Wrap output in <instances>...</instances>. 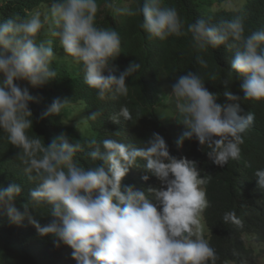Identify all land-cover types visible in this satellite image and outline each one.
I'll return each mask as SVG.
<instances>
[{"label": "clouds", "instance_id": "obj_1", "mask_svg": "<svg viewBox=\"0 0 264 264\" xmlns=\"http://www.w3.org/2000/svg\"><path fill=\"white\" fill-rule=\"evenodd\" d=\"M222 4L241 6L240 0ZM33 6L43 14L29 9L31 17L21 19L5 11L7 20L0 23V238L17 242L26 232V240L44 249L63 244V264L66 256V264H216L203 218L209 178L183 146L195 138L203 159L243 172L235 178L239 195L251 194L256 181L255 204L264 215V145L254 140L252 167L246 162L252 156L244 157L240 148L255 121L250 107L264 103V23L255 25L250 16L216 24L198 18L185 28L176 8L163 0H143L135 10L108 3L117 14L142 15L141 27L161 40L190 33L199 51L234 49L219 88L196 71L178 76L172 96L179 121L156 90L139 88L145 65L122 63L119 33L96 25L97 0ZM50 19V39L37 42ZM245 30L252 33L245 36ZM196 60L207 67L202 56ZM66 67H79V83L97 90L96 110L88 114L77 97H55L41 118L60 117L68 107L74 112L46 138L34 136V97L15 81L43 86ZM119 97L125 101L111 100ZM170 145L186 158L171 155ZM148 173L161 186L136 189ZM223 221L241 223L234 211ZM244 240L253 241L246 234Z\"/></svg>", "mask_w": 264, "mask_h": 264}, {"label": "trees", "instance_id": "obj_2", "mask_svg": "<svg viewBox=\"0 0 264 264\" xmlns=\"http://www.w3.org/2000/svg\"><path fill=\"white\" fill-rule=\"evenodd\" d=\"M16 1L12 0L7 3L2 0L0 2V23L7 20V13L16 14L17 18L21 19L31 17L29 9L33 11L34 1L44 7L47 3H52V0ZM225 1L227 0H163V5L176 8L185 23V28L187 24L195 22L198 18L216 24L220 21L250 16L255 25L259 22L264 23V0H240V7H226L222 4ZM110 2L112 0H97L99 7L96 14V25L101 28H111L119 33L122 37L121 46L123 45L122 63L127 66L129 61L138 62L141 65L140 68L145 65L139 88H147L149 92L156 90L157 95L165 100L178 116L179 121L181 117L176 108L175 97L172 96V85L178 76L186 75L189 71H196L212 88L213 85L219 88L225 82L224 76L228 74L226 58L234 53V49L229 51L221 45L219 48L209 46L207 51H199L194 47L190 33L179 37L170 36L166 40H161L150 35L141 27L142 15L117 14L107 6ZM114 2L117 6L135 10L142 5L143 0H114ZM216 4H220V7ZM212 6L215 10L213 13H211ZM7 7H10L11 10ZM53 29H55V25L51 23L50 19L49 24L36 37L37 42L50 39L47 33ZM259 29L263 30V27L259 25ZM251 33V31L245 30L244 34L247 36ZM197 56H202L207 61V67H202L197 63ZM80 78L79 67L74 69L66 67L58 73L56 78L43 86H33L27 80L15 81L22 87H27L30 95L34 97V100L29 104L33 113V127L30 130L35 134L34 136L43 139L45 132L49 133L53 127L62 126L65 123L64 118H69L74 112L71 107H68L60 117L59 115H50L41 118L55 97L65 96L72 100L77 97L79 101L85 102L88 114L95 112L96 104L100 101L97 90L92 91L83 83H79ZM129 90L131 91L130 88ZM109 97L111 98V94ZM111 100L117 104L125 101L122 97ZM218 103L221 102L218 101ZM260 105L256 104L250 107L256 114L255 121L252 127L244 133L246 138L240 145L244 157L252 156L246 160L250 167L254 165L253 161L257 160L256 157H253L254 140L264 145V103ZM105 108L106 105L103 103L102 109L105 110ZM44 143L48 145L46 141ZM196 144L198 145L199 142L195 138L187 139L184 141L183 152L186 156L194 158L201 175L209 178L208 183L203 187L206 188L205 192L210 206L204 210L203 218L212 233L208 242L218 256L216 264H260L258 259L264 257V247L258 252L254 246L248 245L244 240V234H246L256 244L264 245V215L258 213L255 204V196L258 192L257 182L251 183V194H237L235 178L244 175V173L239 174L237 169L232 166L221 167L203 159L195 147ZM170 146L172 148L169 150L171 155L177 158H186L182 154L175 153L172 145ZM250 173L254 174L255 172L250 171ZM148 175L149 179H142V183L136 189L146 191L149 188L161 186L158 178L150 173ZM153 202H155L154 199ZM230 211L235 212L236 218L241 221L240 224L223 221L224 214ZM0 229L2 228L0 227ZM10 247H19V249L9 251L7 248ZM0 254H2L0 255V264H63L64 252L63 244L56 248L52 245L50 249H44L35 241L26 240V232H23L17 242H7L0 238ZM68 258L66 256L64 264L67 263Z\"/></svg>", "mask_w": 264, "mask_h": 264}, {"label": "rangeland", "instance_id": "obj_3", "mask_svg": "<svg viewBox=\"0 0 264 264\" xmlns=\"http://www.w3.org/2000/svg\"><path fill=\"white\" fill-rule=\"evenodd\" d=\"M0 1H1V0H0ZM217 5L219 6V4H217ZM35 9H36V12L33 11V13L35 12L34 14H36V13H39L40 15L43 14V12H42V8L40 9V7H39V8L36 7ZM83 113H84V108H83ZM84 114H85V113H84ZM201 225H205L204 221H202ZM250 243H251V246H254V247L257 249L258 252H259L260 250H262L263 247H264V245H262V244H256V243H254L253 241L250 242ZM258 261H259L260 264H264V257H260V258L258 259Z\"/></svg>", "mask_w": 264, "mask_h": 264}]
</instances>
